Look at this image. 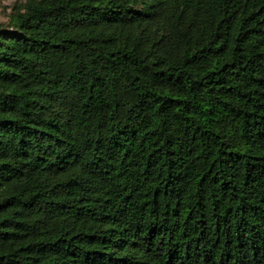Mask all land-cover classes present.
I'll return each mask as SVG.
<instances>
[{"label": "trees", "instance_id": "obj_1", "mask_svg": "<svg viewBox=\"0 0 264 264\" xmlns=\"http://www.w3.org/2000/svg\"><path fill=\"white\" fill-rule=\"evenodd\" d=\"M0 264H264V0L16 8Z\"/></svg>", "mask_w": 264, "mask_h": 264}, {"label": "rangeland", "instance_id": "obj_2", "mask_svg": "<svg viewBox=\"0 0 264 264\" xmlns=\"http://www.w3.org/2000/svg\"><path fill=\"white\" fill-rule=\"evenodd\" d=\"M26 0H0V26L9 25L11 15Z\"/></svg>", "mask_w": 264, "mask_h": 264}]
</instances>
